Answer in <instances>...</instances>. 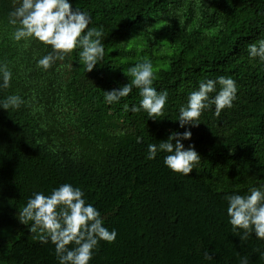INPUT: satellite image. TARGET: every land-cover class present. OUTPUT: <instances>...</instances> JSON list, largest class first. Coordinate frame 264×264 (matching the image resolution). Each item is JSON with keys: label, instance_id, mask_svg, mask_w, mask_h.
I'll use <instances>...</instances> for the list:
<instances>
[{"label": "trees", "instance_id": "obj_1", "mask_svg": "<svg viewBox=\"0 0 264 264\" xmlns=\"http://www.w3.org/2000/svg\"><path fill=\"white\" fill-rule=\"evenodd\" d=\"M69 3L103 32L104 58L91 72L79 48L47 71L37 68L50 47L15 42L8 21L19 0H0V65L12 73L0 101H25L18 110L0 107V264H59L54 245L33 240L18 214L34 192L49 195L64 183L79 187L117 233L99 242L89 264H241L245 257L264 264V240L253 233L241 241L231 231L225 199L264 184V61L247 51L264 39V0ZM145 58L152 86L168 93L156 121L124 110L139 106L135 87L119 102L104 100ZM219 76L236 82L233 106L216 117L212 105L198 126L181 128L176 120L190 92ZM185 130L192 136L181 143L201 157L188 176L164 165L167 153L147 159L150 143Z\"/></svg>", "mask_w": 264, "mask_h": 264}, {"label": "clouds", "instance_id": "obj_2", "mask_svg": "<svg viewBox=\"0 0 264 264\" xmlns=\"http://www.w3.org/2000/svg\"><path fill=\"white\" fill-rule=\"evenodd\" d=\"M91 18L87 12L73 10L69 0H19V4L9 13V24L14 27L12 39L15 42L35 41L51 49L36 61L37 68L50 69L57 61H63L78 48L80 62L85 72H91L104 58V45L101 43L103 32L89 28ZM250 59L264 61V39L248 45ZM131 82L119 89L105 92L107 104L119 102L129 96L133 87L139 89V106L131 108L126 104L125 111L147 113L148 118L156 121L164 116L168 93L157 92L152 86L154 71L152 63L145 61L128 69ZM0 88L10 87L11 70L6 64L0 65ZM220 85L217 92L216 85ZM217 92L214 97L210 93ZM236 82L230 77L219 76L216 80L201 82L196 90L190 92L185 106L179 109L176 121L184 128L196 127L205 109L215 107L214 115L219 117L226 108L233 106L236 99ZM25 101L19 95H9L0 101L4 110H18ZM191 131L172 132L158 145L150 143L147 159L153 160L158 152L167 153L163 157L164 165L175 174L188 176L200 163L201 157L194 145L187 148L181 143L189 140ZM142 142V138L138 140ZM84 192L79 187L64 183L54 188L49 195L34 192L18 214L21 224L28 226L33 240L41 244L51 242L59 264H89L93 251L100 241L112 243L117 233L103 226L100 212L90 203H86ZM228 202L226 214L231 231L240 240H247L253 233L255 238L264 240V184L251 186L247 195L233 193L226 195ZM205 259H212L206 251ZM241 264H248L243 258Z\"/></svg>", "mask_w": 264, "mask_h": 264}]
</instances>
